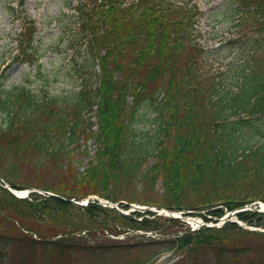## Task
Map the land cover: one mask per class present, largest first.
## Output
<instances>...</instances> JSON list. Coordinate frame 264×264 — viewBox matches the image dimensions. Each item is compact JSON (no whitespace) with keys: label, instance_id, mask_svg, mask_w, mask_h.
I'll return each mask as SVG.
<instances>
[{"label":"trees","instance_id":"16d2710c","mask_svg":"<svg viewBox=\"0 0 264 264\" xmlns=\"http://www.w3.org/2000/svg\"><path fill=\"white\" fill-rule=\"evenodd\" d=\"M230 1L235 25L258 35L229 69L206 66L198 0H76L61 28L68 81L76 85L65 93H53L51 79L38 89L31 80L6 87L9 63L3 58L0 175L16 189L59 195L34 191L21 198L0 184V264H67L77 250L90 251L87 264H153L178 250L184 258L173 264H264V231L234 221L186 226L169 237L168 225L181 224L179 218L69 200L98 194L171 210L206 209L199 215L207 221L264 201V0ZM37 31L36 22L25 18L12 60L35 63L40 72ZM90 139L95 154L77 173L68 163ZM49 164L58 171L54 177L25 179ZM88 186L93 190L82 191ZM130 188L138 196L129 197ZM237 216L264 225V213ZM138 230L163 238L121 243L151 248L125 260L98 255L117 240L111 234ZM99 232L104 236L97 240Z\"/></svg>","mask_w":264,"mask_h":264},{"label":"rangeland","instance_id":"374dc122","mask_svg":"<svg viewBox=\"0 0 264 264\" xmlns=\"http://www.w3.org/2000/svg\"><path fill=\"white\" fill-rule=\"evenodd\" d=\"M76 0H0V62L4 59L7 60L8 66L5 71L4 84L6 87L13 85L25 84L31 80V85L34 89L40 88L46 81L51 79L49 85L53 93H65L73 89V83L68 81V70L71 65L68 62L69 55L65 52V42L61 41V28L66 23L64 13L71 14L74 10ZM202 13L199 16L197 27L199 37L198 40L206 47V66H213V68L222 67V69H229L232 66L240 64L244 55L243 45L249 46L247 42L254 33H244L241 28L235 24L238 22V16L235 13V6L232 5L230 0H198ZM33 19L36 22L38 31L35 34V46L41 54L42 70L39 72L36 64H29L27 62H20L12 60L16 53V37L21 31L24 19ZM73 28V25H71ZM57 76V77H56ZM56 77V78H54ZM78 88H76L77 90ZM96 121V117L92 119ZM80 148H76L72 161H69V168L75 169L77 173H83L89 166V159L95 154L96 146L92 139L86 140ZM85 150L89 152L86 154ZM151 161L149 164H152ZM75 168H74V167ZM58 171L54 169V164H49L44 169H39L37 176H29L27 181L42 182L40 181V173L43 177H54ZM51 179V178H49ZM137 191H141L143 183L136 182ZM160 186V183L157 187ZM93 190L91 186L84 187L82 191L88 192ZM134 188H130L127 195L129 197L138 196ZM97 195H90V197ZM125 201V200H124ZM120 210L133 211V209L125 210L120 205L116 206ZM156 206H153L155 208ZM144 211V210H143ZM232 213L231 219L238 222L244 229L261 230L264 231V225L250 224L247 221L240 220L234 211H226ZM207 214V210H199L198 215L189 216L193 220L183 219L181 224L168 225L170 229L167 231L168 236L172 237L174 231L185 228L186 226H195L205 219L199 214ZM209 221L208 224H220L222 221L215 222ZM194 222H196L194 224ZM140 232V230L138 231ZM102 233L95 235L96 239L103 238ZM128 236V237H126ZM167 236V237H168ZM122 237V236H121ZM163 235L160 234V239ZM132 239V240H129ZM127 240V241H126ZM141 240L137 233H130L125 235V240L117 239L111 243H107L104 248H99L101 251L98 255L108 260H125L141 254H147L150 247H141L137 244H132L130 247H122L121 243L133 242ZM136 243V242H134ZM166 244H163V246ZM165 247V246H164ZM162 247V248H164ZM158 248L156 251L161 250ZM151 249V248H150ZM178 250V249H177ZM154 251L153 253H155ZM150 252V251H149ZM90 251L77 250L67 261V264H87L88 254ZM174 260L184 258L181 251H173ZM149 254V253H148ZM148 257V256H147ZM91 258V257H90ZM9 260V257L7 258ZM209 259H211L209 257ZM159 259L155 264H159Z\"/></svg>","mask_w":264,"mask_h":264},{"label":"water","instance_id":"95a60500","mask_svg":"<svg viewBox=\"0 0 264 264\" xmlns=\"http://www.w3.org/2000/svg\"><path fill=\"white\" fill-rule=\"evenodd\" d=\"M0 181L3 182V184H4L6 187H8L9 189H11L12 192H14V193L17 194V195H21L19 192L13 190V189H12V186L9 184V182H8L6 179H4L3 177H1V176H0ZM31 190H33V189H29L28 192L31 191ZM48 194H49V195H56L55 193H52V192H49ZM96 200H99V201L104 202V203H106V204H111V203H112V202H110V201H103V200H101V199L98 198V197H93V198H92V201H96ZM258 211H259V210H258ZM260 211H261V210H260ZM172 216H175V215H172Z\"/></svg>","mask_w":264,"mask_h":264},{"label":"bare ground","instance_id":"6f19581e","mask_svg":"<svg viewBox=\"0 0 264 264\" xmlns=\"http://www.w3.org/2000/svg\"><path fill=\"white\" fill-rule=\"evenodd\" d=\"M24 192V191H23ZM263 208H264V204H263ZM196 222H194V224H195Z\"/></svg>","mask_w":264,"mask_h":264}]
</instances>
